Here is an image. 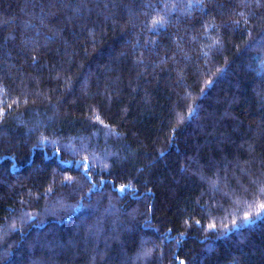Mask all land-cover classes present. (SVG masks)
I'll use <instances>...</instances> for the list:
<instances>
[{"label":"trees","instance_id":"1","mask_svg":"<svg viewBox=\"0 0 264 264\" xmlns=\"http://www.w3.org/2000/svg\"><path fill=\"white\" fill-rule=\"evenodd\" d=\"M264 0H0V264H264Z\"/></svg>","mask_w":264,"mask_h":264},{"label":"snow or ice","instance_id":"2","mask_svg":"<svg viewBox=\"0 0 264 264\" xmlns=\"http://www.w3.org/2000/svg\"><path fill=\"white\" fill-rule=\"evenodd\" d=\"M261 192L264 193V188L261 189ZM260 207H261L262 209H264V203H262V204L260 205Z\"/></svg>","mask_w":264,"mask_h":264}]
</instances>
